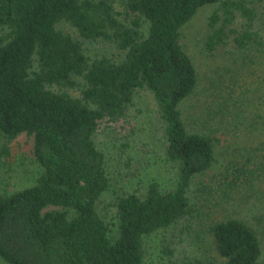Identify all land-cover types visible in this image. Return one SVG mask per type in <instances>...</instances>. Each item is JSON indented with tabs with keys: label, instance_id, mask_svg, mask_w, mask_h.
<instances>
[{
	"label": "trees",
	"instance_id": "obj_1",
	"mask_svg": "<svg viewBox=\"0 0 264 264\" xmlns=\"http://www.w3.org/2000/svg\"><path fill=\"white\" fill-rule=\"evenodd\" d=\"M202 8L223 65L204 91ZM0 137L37 165L11 189L0 146V264H147L158 233L159 264H261L264 210L228 205L264 178V0H0Z\"/></svg>",
	"mask_w": 264,
	"mask_h": 264
},
{
	"label": "rangeland",
	"instance_id": "obj_2",
	"mask_svg": "<svg viewBox=\"0 0 264 264\" xmlns=\"http://www.w3.org/2000/svg\"><path fill=\"white\" fill-rule=\"evenodd\" d=\"M209 12V8L200 9L195 15V17L192 19L190 24L184 28V42L186 43V45H188L187 47L189 48L190 52H193L195 54L196 63L199 67L201 74L200 76L203 79L202 85L200 87V90L202 91H204L205 87L211 88L212 73L215 72V74H219V70L223 67L221 59H219L221 58L220 56L212 57L210 55L202 53L200 50V42L206 30L205 22ZM91 48H87L89 54H93V52H96L98 54L106 52L101 47H98L93 50ZM108 53L112 54L113 51H108ZM197 96L201 98L202 96H204V93H197ZM151 105L152 100L149 99V103L145 104L144 110H146L147 112ZM3 144H6L10 147L11 153L13 155L11 157V162L9 163L10 165L12 164L11 167H13V170L9 171L6 177L7 181L11 183L9 187L11 189H14L20 187L21 185L27 182L29 183L30 180L28 178L31 177V175H34V171H36L37 169V165L35 163H32L31 161L29 163V161L25 159L26 155L29 153L30 145L26 143L25 138L23 137H19L12 141H8L5 137H0V146ZM226 156L228 158H226ZM226 156L220 155L218 163L214 165L213 169L211 170V173H209L208 177H206L208 181H212V183H214L215 180H218L221 177L222 173L229 172V160L231 158H234L235 155L233 153H230ZM22 161L24 163H22ZM124 162H126V158L124 156L123 158H120L117 155L113 156L111 158V170L120 171L128 169L127 167H125ZM244 177L246 178H243L244 180H242V182H244L245 184L241 183L236 186L232 198V203L229 204L228 207L230 209L237 208V210L241 211L243 215H247L250 217L259 209L264 210V178H253L249 172H246ZM252 180H254L253 185L249 184ZM248 188L256 190L257 192H259V194L253 195L251 196V198H248L250 194V192L247 190ZM217 189H219V187H217ZM217 191L215 193H217ZM245 200H247L246 203ZM161 237L162 234L158 233L146 238L147 264H159V262H157L159 259V255L162 257V251L160 246ZM177 239L178 237L175 238V241ZM194 249L199 248L197 246H194ZM261 264H264V253Z\"/></svg>",
	"mask_w": 264,
	"mask_h": 264
}]
</instances>
